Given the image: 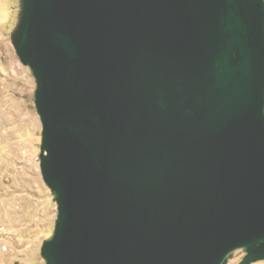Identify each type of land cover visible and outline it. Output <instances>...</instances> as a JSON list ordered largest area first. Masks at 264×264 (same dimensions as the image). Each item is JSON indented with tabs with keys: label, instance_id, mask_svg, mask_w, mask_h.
<instances>
[{
	"label": "water",
	"instance_id": "1",
	"mask_svg": "<svg viewBox=\"0 0 264 264\" xmlns=\"http://www.w3.org/2000/svg\"><path fill=\"white\" fill-rule=\"evenodd\" d=\"M21 2L46 264L264 259V0Z\"/></svg>",
	"mask_w": 264,
	"mask_h": 264
},
{
	"label": "rangeland",
	"instance_id": "2",
	"mask_svg": "<svg viewBox=\"0 0 264 264\" xmlns=\"http://www.w3.org/2000/svg\"><path fill=\"white\" fill-rule=\"evenodd\" d=\"M21 3L0 0V264H46L41 247L53 235L58 210L40 168L36 79L12 41ZM245 254L236 249L227 264H238Z\"/></svg>",
	"mask_w": 264,
	"mask_h": 264
},
{
	"label": "bare ground",
	"instance_id": "3",
	"mask_svg": "<svg viewBox=\"0 0 264 264\" xmlns=\"http://www.w3.org/2000/svg\"><path fill=\"white\" fill-rule=\"evenodd\" d=\"M30 247V246H29ZM28 249V248H27Z\"/></svg>",
	"mask_w": 264,
	"mask_h": 264
}]
</instances>
